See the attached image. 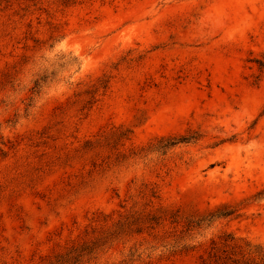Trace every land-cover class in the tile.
<instances>
[{
	"label": "rangeland",
	"instance_id": "rangeland-1",
	"mask_svg": "<svg viewBox=\"0 0 264 264\" xmlns=\"http://www.w3.org/2000/svg\"><path fill=\"white\" fill-rule=\"evenodd\" d=\"M0 264H264V0H0Z\"/></svg>",
	"mask_w": 264,
	"mask_h": 264
},
{
	"label": "trees",
	"instance_id": "trees-1",
	"mask_svg": "<svg viewBox=\"0 0 264 264\" xmlns=\"http://www.w3.org/2000/svg\"><path fill=\"white\" fill-rule=\"evenodd\" d=\"M140 219H141V217H136L134 220H136L138 222ZM67 261H68V259H67Z\"/></svg>",
	"mask_w": 264,
	"mask_h": 264
}]
</instances>
